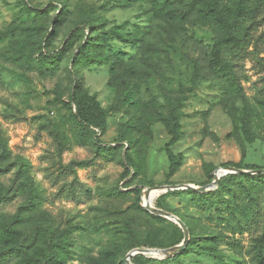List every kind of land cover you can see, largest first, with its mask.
I'll return each mask as SVG.
<instances>
[{"label": "rangeland", "instance_id": "1", "mask_svg": "<svg viewBox=\"0 0 264 264\" xmlns=\"http://www.w3.org/2000/svg\"><path fill=\"white\" fill-rule=\"evenodd\" d=\"M224 2L219 21L193 0H0V198L11 197L0 205V251L19 247L30 264H256L264 0ZM85 18L93 35L123 34L90 47L79 74L106 110L100 140L114 142L109 152L80 137L57 100L71 92L70 56L82 37L58 61L40 55L45 36L54 49ZM181 86L178 167L169 174V112Z\"/></svg>", "mask_w": 264, "mask_h": 264}, {"label": "trees", "instance_id": "2", "mask_svg": "<svg viewBox=\"0 0 264 264\" xmlns=\"http://www.w3.org/2000/svg\"><path fill=\"white\" fill-rule=\"evenodd\" d=\"M192 1V0H191ZM193 1H199V11L203 14L211 15L218 19L220 21L224 19L223 16V10L222 8L225 7L224 0H193ZM23 11L29 12L32 10V7L29 5H25L23 8ZM240 9H243V5H240ZM95 26L92 22V19L85 18L83 20H80L76 23H74L73 27L69 29L67 34L62 39L61 43L58 47L47 50L46 49V43H47V36L44 37V45L40 49V55L41 58L44 61H50L55 62L60 60L61 56L63 55L65 49L67 48V45H69L70 40L73 38H76L78 36L82 37V40L76 45L74 48V51L72 55L70 56V66L69 71L71 75L72 80V88L70 94L63 98L58 97L57 100L60 104L65 106L68 110V117L70 122L76 127L77 133L82 138H88L92 144L95 146L97 151H106L109 152L114 148V142L111 144L104 143L100 140V137L105 133L106 131V110L103 109L98 101L96 100V97L94 95H88L86 92L82 91V78L79 75L80 69L82 65L88 60L90 53L89 49L90 47H97L99 39H106L107 35L110 37H118L120 39H123V34L121 32L117 31L116 27L107 29L103 32H98L96 35H93V32L95 31ZM222 47L221 38H217L215 42V46L213 49V54L216 57H219L220 51ZM187 99L186 94V88L184 86H181L179 88V94L174 98V102L172 103L171 110L169 112V133L171 135L170 140L165 145V151L169 159V174H172L177 170L178 162L176 160V156L172 150V146L174 143L179 139L180 134L178 131L179 127V114L178 109L182 105V103ZM245 133L247 137L250 139V131L248 127V123L245 122ZM50 133L55 134L56 132L50 128ZM225 167H239V163L228 161L224 164ZM251 168L255 171H259L261 169L258 165H251ZM261 177V175H259ZM264 179V178H263ZM259 181L262 180V178L258 179ZM25 187V192L29 194L28 190ZM228 187V186H224ZM211 194H214V192H210ZM10 198H0V205L2 203L9 202ZM24 207H29L30 202L27 199H25ZM14 217H17L16 221L20 219V214L16 213ZM15 221V219H14ZM7 224H10V222L4 223V229L7 233H11L10 228H8ZM44 230L46 232V242L50 246L52 250L53 244V231L49 227H44ZM54 249V248H53ZM264 250V237L261 238V242L259 244V250H258V257L256 264H264V254L262 251ZM5 255V256H4ZM21 258L20 262L17 264H30L32 261L31 256L23 249L17 247L15 252L13 254L0 251V264L1 262L16 260L18 258ZM52 257L48 255V257L45 258L44 263Z\"/></svg>", "mask_w": 264, "mask_h": 264}, {"label": "water", "instance_id": "3", "mask_svg": "<svg viewBox=\"0 0 264 264\" xmlns=\"http://www.w3.org/2000/svg\"><path fill=\"white\" fill-rule=\"evenodd\" d=\"M163 187H159L158 189H162ZM178 222L182 224V222L177 218ZM185 234L187 235V232L185 231ZM182 249V246H179L178 250ZM125 264H129L128 258H124Z\"/></svg>", "mask_w": 264, "mask_h": 264}]
</instances>
